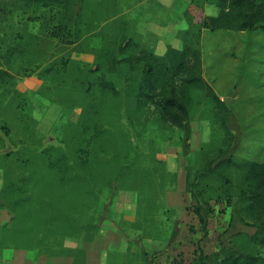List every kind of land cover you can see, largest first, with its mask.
Instances as JSON below:
<instances>
[{"label":"trees","instance_id":"obj_1","mask_svg":"<svg viewBox=\"0 0 264 264\" xmlns=\"http://www.w3.org/2000/svg\"><path fill=\"white\" fill-rule=\"evenodd\" d=\"M13 2L16 9L37 11L38 17L34 21L40 22L41 34L43 32L46 35V30L49 29L50 38H58L63 45L78 44L94 32L93 25L86 21V0ZM205 3L216 6L217 16H203L202 8ZM3 13L5 8H0V14ZM47 17H52L53 22H48L52 24L51 27L46 23ZM186 18L189 28L179 33L184 45L182 50L168 47L164 56H157L144 44L137 52L126 54L132 47H138V44L129 40L120 48L121 58L108 51L103 55V59L109 57V74L103 72L96 75L101 70L100 66L81 71L86 78L87 75H96L87 81L82 121L71 125L77 130V138L84 137V140L75 144L77 149L69 153L70 156L54 146L44 149L41 153L45 167L48 166L50 171L62 175L63 183L60 185L66 186L62 191L64 197L55 195L52 201L41 206L43 200L49 196L47 192L46 196L38 191L37 186L43 185L41 181L36 179L35 182L31 174L28 179L25 177L8 181L5 178L0 193V211H8L13 217L8 223L0 225V258L7 250H27L48 258L72 257L75 259L74 264H83L86 259L85 252L67 246L66 240L79 239L83 237L81 234L91 231L93 235L85 240L94 239L98 233V214L103 195L112 190L136 191L148 196L147 203L139 207L137 221L133 224L138 233L136 241L134 240L136 245H139L143 238L167 240L169 234L164 229L171 220L173 228L170 236H174L175 212L165 209L162 194L151 195V191L147 192L145 189L124 188V176L121 174L130 170L125 164L116 165V175L114 171L93 176L96 173H92L93 158H101L103 151L93 155L90 146L94 143L104 148L103 144L108 135L114 132L121 139L130 137L124 120L135 130L136 127L143 130L147 128L155 135L159 131L172 128L186 131L192 121V109L198 94L202 93L213 104L212 111L219 119L225 135L221 146L215 149L205 144L201 146L199 155L202 164L199 168L196 165L187 167L186 192L194 201V213L206 232L208 219L213 212L211 202L233 206L231 190L234 185L226 174L230 169L236 168L241 174L242 183L237 189L235 209L242 215L240 221L243 225L256 229L254 235L245 234L246 237L254 244L264 246V160L260 162L237 159L233 155L235 136L229 126L230 110L204 79L201 53V35L204 29L212 32H264V0H192ZM18 37L20 41L26 40L24 35ZM29 38L32 41H41L38 35L32 34ZM21 45L22 42H18L15 49ZM11 51L9 49L6 55H10ZM2 59L0 55V104L6 102L4 108L11 109L14 106V109L18 110V102L22 103L24 96L16 89L15 75L4 68ZM64 62L62 66L67 68L69 62ZM54 70L57 71L54 66L47 69L49 72ZM114 74L119 77L118 84L110 78ZM2 128L7 131L6 126L3 125ZM63 142L66 143V139ZM13 153L5 154L6 158H11ZM77 168L83 170V174L72 176V171ZM192 172L195 173L193 178ZM164 174L171 180V188L175 189L177 175L168 172L167 168ZM76 178L79 182L90 180L87 183V195L92 203L95 201L96 207L98 206L96 212L91 207L92 203L84 204L82 201V204L78 200L77 189L84 187L82 184H78L79 187L72 186V180ZM32 183H35V186ZM29 185L32 188H28ZM76 206H80V209ZM140 255L142 264H149L148 255L145 252ZM135 256L139 257L132 255L127 261L129 259V262L133 263ZM206 259L212 260L214 264H264V255L236 249L232 245L210 256L201 252L197 258L183 264H205Z\"/></svg>","mask_w":264,"mask_h":264},{"label":"rangeland","instance_id":"obj_2","mask_svg":"<svg viewBox=\"0 0 264 264\" xmlns=\"http://www.w3.org/2000/svg\"><path fill=\"white\" fill-rule=\"evenodd\" d=\"M134 2L135 0H86L85 17L86 21L93 25L94 32L78 44L66 46L58 38H50L49 29L46 30V35L43 32L41 34L40 22L34 21L38 17L37 11L16 9L13 0H0V8H5V13L0 14V55L3 58L4 68L9 69L15 75L16 89L24 96V101L18 102L20 106L18 110L14 109V106L11 109L4 108L6 102L0 104V179H2L0 183L4 184L5 178L8 181L19 180L25 177L28 179L32 175L35 182L38 179L43 183L37 186L38 191L46 196L47 193L49 195L40 204L41 206L52 201L55 195H59V198L64 197L62 191L66 189V186L60 185L63 183L62 175L56 171H50L48 166L45 167V160L41 153L44 149L54 146L70 156L71 152L77 149L75 144L84 140V137L77 138V130L71 125L82 121L88 79L103 72L109 74L111 71L109 57L103 59L105 52L108 51L117 58H121L120 48L129 40L138 44V47H132L126 54L137 52L144 46L142 37L135 31L134 22L129 20L132 14L126 12ZM174 15L176 16L175 13L172 16ZM166 18L176 21L174 17L166 16ZM47 19L46 23L48 27H51L52 24L48 22H53L52 17H47ZM204 33L205 36L201 43L204 65H206L204 77L209 83L216 80L221 87H224V90L220 91L216 89L215 83L213 84L218 95L226 97V106L233 114L231 117L235 116V120L241 125L238 134L243 135L247 148L255 152H258L259 148L260 156H264V126L260 127L255 124L258 122L264 125V119L257 117L264 109L260 107L264 103V90L262 91V86L264 87V32L247 31L245 35H241L240 32L234 31L206 30ZM32 34L38 35L41 41H32L29 38ZM19 35H24L26 40L20 41ZM18 42H22V45L16 50ZM9 49L12 53L6 55ZM66 60L69 63H67V68H64L62 64ZM207 62H211L213 72ZM241 63L244 65L238 67V71H234L231 67ZM51 66H54L57 71H47ZM96 66L101 67L96 75L90 77L87 75L86 78L81 72L92 70ZM217 69L219 73L215 72ZM110 78L115 83H119L118 75H111ZM198 95L192 109L194 122L189 129H186V138L181 145L185 152L189 149L190 143L199 146V143L205 141L206 146L215 149L221 146L224 140L225 134L220 127L219 119L212 111L213 104L204 93ZM234 96H237V99ZM3 125L6 126L8 134L3 130ZM230 125L233 130L239 128L235 121H230ZM124 126L129 131L130 137L121 139L114 132L108 135L103 144L104 148L94 143L91 144L90 149H93V155L103 151L101 158H93L92 173L96 172L93 176L102 172L112 173L114 171L116 175L118 173L116 165L125 164L130 170L121 174L124 176L123 187L132 190L145 189L151 191V195L161 193L165 209L174 210L176 215V209L170 208V205L175 204L173 206H176L177 200L173 204V200L168 199L167 202V194L174 192L175 189L171 188L172 182L164 174L166 158L168 153L170 154L171 147H165L164 141L147 128L143 130L141 127H136L135 130L129 126L127 120H124ZM205 135L206 137L203 138ZM64 139L66 143L63 142ZM199 151L195 153L197 168L202 164ZM11 152L13 153L11 158H6L5 154ZM172 155L180 159V152L176 151ZM235 157L241 159V157ZM71 174L72 176L82 175L83 170L77 168ZM194 174V172L191 173L192 178ZM226 176L234 185L231 190L233 206L227 207L225 203L218 206L213 204L215 209L210 215L206 232L203 231L194 214V201L187 198L190 195H186V192L176 193L183 199L178 204L180 206L178 219L181 213L185 214L182 220L175 221V230L177 228L180 233L186 232L181 234L180 248L192 242L188 255L195 252L192 257L181 252L183 257L178 256L179 259L176 260L178 263H189L201 252L210 256L221 249L229 248L230 245L246 252L264 255V246L254 244L243 234L244 232L253 234L256 229L243 225L240 221L242 215H239L238 210L235 209L237 189L242 183L241 174L236 168H232ZM89 182L90 180L79 182L77 178L72 180V186L83 185L84 188L77 189V198L84 204L92 203L87 195V183ZM32 185L35 186V183ZM164 185H166L165 188ZM27 187L32 188L31 185ZM76 207L80 209V206ZM91 207L95 212L98 210L95 201ZM12 217L13 214L4 211L0 215V225L4 221H10ZM172 221L167 222L164 229L168 231L169 237L173 228L171 227ZM129 223V221H124L123 225L138 235L133 224ZM92 235L93 231L81 234L86 239ZM74 240L76 238L66 240V245L70 246ZM13 252L7 250L3 255L9 258ZM175 252L176 255L180 254L177 249ZM135 253L141 254L140 252ZM140 259V256H135L133 263H130L128 259L126 264H142ZM205 264H214V262L206 259Z\"/></svg>","mask_w":264,"mask_h":264},{"label":"crops","instance_id":"obj_3","mask_svg":"<svg viewBox=\"0 0 264 264\" xmlns=\"http://www.w3.org/2000/svg\"><path fill=\"white\" fill-rule=\"evenodd\" d=\"M191 2L192 0H135L134 4L128 7V10L126 9V12H128V14H132V16L129 17V20L134 22L135 31L142 37L146 48L157 56H164L168 50V47H173L177 50L183 49V41L178 37V34L182 31H186L189 28V23L186 18V12L190 9ZM174 13L176 14V16H172ZM202 13L205 17H214L217 16L218 9L214 4L205 3L202 8ZM166 16L174 17L176 21L171 20V18H166ZM204 31H206V29L202 31L201 43L202 38L205 36ZM246 32L247 31L240 33L241 35H245ZM234 58H236V56H234ZM207 64L211 68V62H207ZM243 65L244 64L241 63L232 65L231 67L234 69V71H238V67H243ZM202 66L204 76L206 65H204L203 53ZM215 72L219 73L218 69ZM207 83L213 88L220 100L226 104V97L223 95H218L217 92V90L223 91L224 87H221L216 80L210 83L207 81ZM214 83L217 90L213 87ZM235 88L236 91H238V88ZM263 90L264 87L262 86V91ZM234 98L237 99V96H234ZM260 107L264 108V103L261 104ZM232 115L233 114L230 113L229 126L235 136V142L232 148L233 155L241 157V159L244 158L262 162L264 160V156H260L261 151L259 150V148L258 152H255L246 147L243 135L241 136L238 134V132H240L241 130V125H239L235 120V116L231 117ZM257 117L264 119V109L260 111ZM230 121H235V123L239 125L238 130H233L231 128ZM193 122L194 121L192 119L187 129L192 126ZM255 124L260 127L264 126L259 124L258 122H255ZM156 134L159 139H162V141H164L163 143L165 144V147H171L170 154L167 151L168 157L166 158V168L168 172L177 175L178 181L175 191L169 192L167 194V202L168 199H170L173 200V204V202L177 200L176 206H173L175 205L173 204L170 205V208L176 209L174 220L175 218V221L182 220V217H185V214L181 213V216L178 219V212H180V206L178 204L180 201H183V199L180 198V196L176 193L186 192L188 173L187 167L196 165L197 158L195 153L200 150L201 146L205 144V141L199 143V146L190 143L189 149L185 152L184 148L181 147V145L185 141L186 131L172 128L159 131ZM190 134L192 135V133ZM205 137L206 135L203 138ZM176 151L180 152V159H176L173 157L172 154ZM0 180L2 182V179ZM2 186L3 184L0 183V193L2 190ZM187 194L190 195L186 192V195ZM187 198L188 200L192 199L191 195ZM147 201L148 196L145 193L136 191L112 190L106 192L103 195L102 205L98 214V233L95 235L94 239L92 241H87L84 237H81L74 240L69 247L73 249H80L85 252L86 259L83 264H126L127 257L131 256L132 254L141 256L140 254H136L135 252H145L149 257V264H171V262L172 264H182L176 261L177 259H179L178 256L183 257L181 252L185 253V255L189 257H192L195 253L193 251L191 255H188L189 247H192V242L188 243L183 248H180V243L182 240L180 239L181 234L186 233L184 229L183 232L185 233H180L176 228L175 235L168 237L167 240L143 238L140 240L139 245H136L134 244V240L135 236L137 237V235H135L134 231L129 230L127 226L123 225L124 221H129L130 223L134 224L137 221L136 219L138 218L139 207L146 204ZM213 204L218 206L222 203L211 202V207L214 212L215 207ZM3 212L4 211H0V215ZM196 217L198 219L197 215ZM8 222L9 221H4L2 222V224H6ZM255 232L253 234H249L247 232L242 233L248 236H252L255 234ZM176 249L180 254L176 255ZM205 254L208 255L207 253ZM74 263L75 259L72 257L48 258L45 256H38L37 253L27 250H15L9 258H7L6 256L0 258V264Z\"/></svg>","mask_w":264,"mask_h":264}]
</instances>
